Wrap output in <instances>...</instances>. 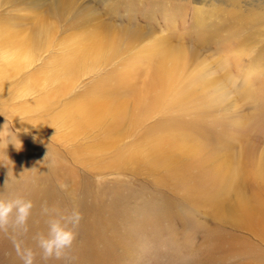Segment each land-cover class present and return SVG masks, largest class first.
Listing matches in <instances>:
<instances>
[{
  "label": "rangeland",
  "instance_id": "obj_1",
  "mask_svg": "<svg viewBox=\"0 0 264 264\" xmlns=\"http://www.w3.org/2000/svg\"><path fill=\"white\" fill-rule=\"evenodd\" d=\"M261 2L86 0L96 14L68 15V21L67 17L66 21L51 19L57 27L50 45L16 71L7 68L8 49L0 46V196L20 195L33 201L27 232L18 234L11 227L0 230V264H22L13 237L37 253L34 264H264V242L252 230L216 220L187 198L184 185L169 178L165 167L151 169L133 156L152 145L150 137H175L180 127L187 131L197 122L217 134L220 145L232 147L237 156L243 142L230 135L243 130L238 119L246 120L248 128L251 125L246 132L249 144H255L258 153L264 151V18L256 24L236 17L240 12H258ZM3 6L0 15L7 19L29 14L27 9L13 11L11 3ZM115 32L126 40L112 60L91 59L66 83L62 75L53 73L57 67L62 69L53 64L54 57L72 51L76 42H88L87 34ZM163 38L173 46L195 50L194 60L199 63L190 60L180 69L181 84L176 82L167 90L157 111L124 128L120 136L86 126L80 114L69 117L71 106L112 95L119 84L110 75L141 50L161 47ZM204 58L220 62L218 73L228 75L233 83L224 102L180 114V108L173 107L180 86L192 92L200 74L211 78L214 69L207 67ZM195 63L201 64V72ZM58 87L63 93L52 95ZM77 125L82 126L78 131ZM58 181L68 188L62 190ZM200 190L196 185L194 191ZM244 190L246 196L264 202V193L252 179L244 182ZM73 204L82 219L71 247L59 259H42L34 239L37 233L47 232L48 216L42 207L58 214ZM227 245L244 253L228 251Z\"/></svg>",
  "mask_w": 264,
  "mask_h": 264
},
{
  "label": "bare ground",
  "instance_id": "obj_2",
  "mask_svg": "<svg viewBox=\"0 0 264 264\" xmlns=\"http://www.w3.org/2000/svg\"><path fill=\"white\" fill-rule=\"evenodd\" d=\"M226 1L236 4L242 0ZM0 2H2L0 6L11 3L13 11L27 9L29 12L26 17L14 15L8 19L0 15V46L8 49L4 59L7 68L13 71H16L21 63L32 60L36 51L50 45L57 27L51 19L65 20L67 17L68 21V15L71 18H83L96 14L95 8L87 5L86 0L85 2L84 0H0ZM261 4L258 12H240L235 16L257 24L264 18V0ZM199 15L202 19L200 13ZM204 20L202 19L203 23ZM203 35H200L202 41ZM86 37L88 42H76L77 46L72 51L68 50L53 59V64L62 67V69L57 67L53 73L62 75L65 83L74 80L81 68L85 69L91 59L100 58L98 60H104L105 63L112 60L120 52L121 45L126 40L124 34L116 32L103 36L89 33ZM165 38L160 40L161 47L158 45L141 50L129 63L123 65L121 70L110 75L119 84L112 95H102L91 102L71 106L68 111L69 117L72 119L73 116L80 114L86 126L101 127L108 134H118V136L124 132V128L135 126L149 117L159 107L167 90L176 82L181 84L180 69L189 65L190 60L196 61L194 59L198 57L195 50L181 45L173 46L168 44ZM214 59L209 61L204 58L207 67L210 65L214 69L210 73L207 69H203V72H208L211 78H206L207 74L202 72L205 78L200 74L199 80L192 85V92L180 86V91L173 100V107L180 108V114L201 110L204 106L210 105L209 103L224 102L227 97V87L233 83V80L229 79L228 75L225 76L226 74L218 73L220 65L217 64L220 62L217 63ZM145 60L149 62L143 67ZM196 63L197 66L199 62ZM201 69V67L197 68L198 73ZM243 88L247 89V87ZM61 92L63 93L62 88L58 87L52 91V95ZM201 94H204L203 100L199 99ZM201 101L203 102L200 103ZM236 106L238 107V103ZM200 113L202 112H198ZM239 120L238 126L243 130L230 135L243 142L237 156L231 151L232 147L220 145L217 138L219 136L216 137L217 134L205 130L201 122L195 123L187 131H182L185 126L180 127V134L175 137L168 135L150 137L152 145L148 149L145 147L146 150H136L133 156L145 161L151 169L158 166L165 167L169 178H175L179 184H183L185 187L183 186L182 189H185L187 198L197 206L206 208L207 214L222 223L248 228L264 242V202H258L255 200V195L248 197L244 192V182L252 179L258 190L264 193V151L258 153L257 146L249 144V133L246 132L251 125L248 128L246 120ZM172 122L175 125V122ZM180 124L184 125L182 122ZM80 127L82 126L77 125L75 129ZM161 127L164 129L163 126ZM256 130L258 131L259 128ZM77 131L75 132L78 133ZM166 143L169 144L168 147L165 146ZM196 185L201 186V192L194 191ZM250 191L252 192L251 189ZM227 249L244 253V250L236 248L235 245H227Z\"/></svg>",
  "mask_w": 264,
  "mask_h": 264
},
{
  "label": "clouds",
  "instance_id": "obj_3",
  "mask_svg": "<svg viewBox=\"0 0 264 264\" xmlns=\"http://www.w3.org/2000/svg\"><path fill=\"white\" fill-rule=\"evenodd\" d=\"M58 185L62 190L68 188L62 181H58ZM32 208L33 201L24 196L17 195L11 198L0 196V230L11 227L18 234L27 232V222ZM42 212L48 216L47 232L36 234L34 237L36 245L42 259H59L65 250L71 247L76 237L74 229L79 225L82 213L76 204L58 214H51L47 206L42 207ZM13 246L22 264H34L37 253L32 248L25 247L23 240L13 237Z\"/></svg>",
  "mask_w": 264,
  "mask_h": 264
}]
</instances>
